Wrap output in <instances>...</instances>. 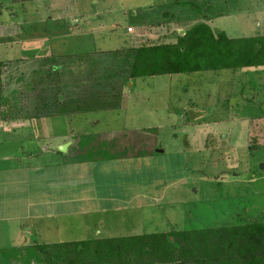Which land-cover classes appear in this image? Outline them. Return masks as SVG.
Here are the masks:
<instances>
[{
    "label": "rangeland",
    "instance_id": "374dc122",
    "mask_svg": "<svg viewBox=\"0 0 264 264\" xmlns=\"http://www.w3.org/2000/svg\"><path fill=\"white\" fill-rule=\"evenodd\" d=\"M178 1L0 0V105L8 104V125L40 124L42 110L51 121V103L87 83L121 95L112 111L60 114L44 134L71 140L61 157L83 161L76 172L87 176L88 195L101 199L99 208L93 201L78 207L86 212L62 232L68 239L264 222V67L118 79L121 58L112 52L175 43L202 15L215 34L262 43L264 0ZM39 95L49 106L35 110ZM190 110L200 113L193 121ZM27 135L8 132V154L25 147ZM155 143L164 152H154ZM8 225L12 240L0 249L8 264H44L34 243L9 249L18 242Z\"/></svg>",
    "mask_w": 264,
    "mask_h": 264
},
{
    "label": "trees",
    "instance_id": "16d2710c",
    "mask_svg": "<svg viewBox=\"0 0 264 264\" xmlns=\"http://www.w3.org/2000/svg\"><path fill=\"white\" fill-rule=\"evenodd\" d=\"M186 3L195 7L191 1ZM261 41L227 37L224 32L215 34L207 22H199L184 35H178L175 43L142 44L112 54L116 59L121 58L120 80L260 68L264 67V37ZM60 68L59 64L49 69L53 72ZM115 86L118 83L114 82ZM110 90L113 92L90 91L87 83L63 100H54L51 104L55 107L46 112L51 115L115 109L121 95L114 88ZM39 96L35 98V110H40V102L42 108L49 106L47 98ZM38 115L46 116L43 110ZM35 248L44 264H264V222L193 227L167 233L99 236L77 242L37 244Z\"/></svg>",
    "mask_w": 264,
    "mask_h": 264
},
{
    "label": "crops",
    "instance_id": "0c3cea01",
    "mask_svg": "<svg viewBox=\"0 0 264 264\" xmlns=\"http://www.w3.org/2000/svg\"><path fill=\"white\" fill-rule=\"evenodd\" d=\"M202 16L203 19L198 22L208 23L211 21L209 16ZM5 98L8 103L10 96L5 94ZM237 99H245L243 92H240V97ZM112 110L114 109L102 111ZM49 116L52 117L51 121L50 119L45 120L44 117L46 116H41L40 124L37 123L32 126L30 124L8 125V104L3 105L2 103L0 105V249L6 248L8 241L12 240L8 239V224L10 222L14 224L10 230L16 236L14 238L18 243L9 249L24 247L30 243H34V245L52 244L53 240H55L54 243L56 241H84L86 240L84 236L80 238L81 240H72L68 239L72 234L62 235V232L68 229L67 226L74 221V216L77 214L84 216L86 211H78V207L82 209L87 202L91 201H93L94 206L97 205L98 208L100 206L99 195L94 193L88 195L87 187L89 184H86L85 179L87 176L76 172L83 161L77 159L70 161L69 159L65 162L64 158L61 157V155L67 154L72 144L71 140V144L67 146L64 152L57 150L59 145L68 142L66 140L63 142L60 138L61 135L60 137L52 136L46 141L44 134L49 131L51 127L49 124L61 117L59 113H53ZM10 131L13 133L32 132V135L26 136L27 140L25 138L23 140L25 147L21 145V148L13 154H8V132ZM42 139H44L43 142ZM40 142L42 143L38 146ZM56 143L58 145L54 150ZM34 145L37 148L32 149ZM156 146L155 143L154 152H156ZM8 176H14L15 179L8 182ZM78 178L81 179L78 180ZM8 184L10 192H8ZM12 200L17 201L20 208L13 206ZM72 202L77 204L76 210H73ZM98 210L92 208L87 212L95 213ZM56 236L61 237L55 238ZM4 242L7 244L5 245ZM9 256L16 259L18 254L12 250ZM0 264H8V252L6 250L0 251Z\"/></svg>",
    "mask_w": 264,
    "mask_h": 264
},
{
    "label": "water",
    "instance_id": "95a60500",
    "mask_svg": "<svg viewBox=\"0 0 264 264\" xmlns=\"http://www.w3.org/2000/svg\"><path fill=\"white\" fill-rule=\"evenodd\" d=\"M182 32L184 33V31H182ZM128 83H129V82H128ZM129 84H130V83H129ZM198 115H200V113L197 114V113L194 112L193 110H190V111L188 112V117L190 118L191 121L195 120V119L198 117ZM69 144H70V142L62 143L61 145H59V146L57 147V150L60 151V152H64ZM164 150H165V145H164V143H160V144H158V145L156 146V148H155V151H156V152H159V153L164 152ZM259 167H260V168H264V164H260ZM192 192H194V194H195V193L197 192V187H193V188H192Z\"/></svg>",
    "mask_w": 264,
    "mask_h": 264
},
{
    "label": "flooded vegetation",
    "instance_id": "af4514ba",
    "mask_svg": "<svg viewBox=\"0 0 264 264\" xmlns=\"http://www.w3.org/2000/svg\"><path fill=\"white\" fill-rule=\"evenodd\" d=\"M156 145H157V144H156ZM235 174H236V173H233V175H235ZM203 175H204V176H206V174H205V173H203ZM215 176H218V175H215Z\"/></svg>",
    "mask_w": 264,
    "mask_h": 264
},
{
    "label": "built area",
    "instance_id": "2783aa9c",
    "mask_svg": "<svg viewBox=\"0 0 264 264\" xmlns=\"http://www.w3.org/2000/svg\"><path fill=\"white\" fill-rule=\"evenodd\" d=\"M129 30H131V28H129Z\"/></svg>",
    "mask_w": 264,
    "mask_h": 264
}]
</instances>
